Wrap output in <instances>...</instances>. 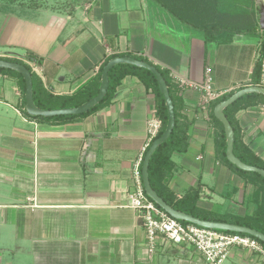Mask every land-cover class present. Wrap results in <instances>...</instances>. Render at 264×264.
Masks as SVG:
<instances>
[{
	"label": "crops",
	"instance_id": "obj_1",
	"mask_svg": "<svg viewBox=\"0 0 264 264\" xmlns=\"http://www.w3.org/2000/svg\"><path fill=\"white\" fill-rule=\"evenodd\" d=\"M200 5L178 4L176 16L156 0H89L70 9L0 3V59L27 64L37 86L54 95L97 80L108 50L164 70L187 136L185 150L171 155L164 186L178 199L195 191V206L215 216L244 217L256 209L257 186L223 161L210 105L202 111L200 93L177 79L201 82L209 66L220 93L251 85L264 41V0L205 13ZM208 23L255 32L206 44L199 27ZM156 102L151 88L126 75L96 111L64 122L37 120L24 112L19 78L0 73V264H208L184 244L158 240L150 251L139 213L128 205ZM233 117L237 152L248 149L264 164V103ZM225 264L263 263L252 249L234 246Z\"/></svg>",
	"mask_w": 264,
	"mask_h": 264
},
{
	"label": "trees",
	"instance_id": "obj_2",
	"mask_svg": "<svg viewBox=\"0 0 264 264\" xmlns=\"http://www.w3.org/2000/svg\"><path fill=\"white\" fill-rule=\"evenodd\" d=\"M236 1L237 0H156V2H158L161 6H163L164 8L170 11L172 9H175L178 4L181 7H189V6L193 7L194 5L196 6L199 3L201 4L200 6L204 5L203 6L204 8L200 7V10L202 13L208 12V9L210 7L211 8L213 7L214 9H223V10L228 9ZM0 3L18 5L22 7H31V8H37L43 5L41 1L39 0H0ZM74 7L75 6H72L70 8H74ZM172 12L176 16L178 15L176 11L172 10ZM199 28L202 31L204 42L206 44H209L211 42H230L232 40L233 35L236 33H254L255 32V28L253 27L252 28L251 27L232 28V27H225V26H220V25L211 24V23L201 25ZM263 51H264V41L261 42L260 57L257 60L255 67L253 69L251 85H259V77H260V72H261V62H262ZM121 56H125V55L119 54V53H111L108 56H106L99 67V73L97 76V80H95L94 82L90 81L86 83L83 87H81L80 89H78L76 92H74L71 95H54L50 93L49 91L45 90L43 87L39 88L35 81V76L32 74L31 69L27 64H24L16 60H8V61L22 63L30 70L31 77H32V96H33L34 103L38 108L58 109V108L78 106L82 104L83 102H85L86 100L93 97L98 91V87L100 84L101 71L103 67L105 66V64L110 59L115 58V57H121ZM132 57H135L136 59H139V60L147 61L141 57H137V56H132ZM155 67L163 76L167 84V87H168L169 95L173 102L174 127L171 131L170 136L166 140H164L154 150L149 160L148 178H149V182H150L152 189L168 205H170L175 210L184 212L186 214H190L202 220L226 222V223H233V224H237L241 226H247L257 231H260L261 233L264 234V178L256 172L244 171L242 169H239L238 167H236L235 165H233L226 159V156H225L226 145H225V135H224L223 125L219 120L215 118L212 112L213 107L218 102L228 98L235 91H230L212 100L210 102V116L212 119H214L219 124L220 129H221V136L223 138V143H222L220 155L223 161L228 166H230L232 169H234L236 172H238L240 175L244 176L247 180L251 181L254 185L257 186L256 197H258V200L256 201L255 211L251 215H246L244 217L235 216V217H231L228 219L222 218L219 216H215L211 213L205 212L199 209L198 207H196L195 206V199H196L195 191L193 192V195L185 196L181 199H178L174 197V195L171 192H169L164 186L165 179L168 176H170V173L173 169V162L171 160V155L173 152H183L185 150L187 136L185 134V128L182 127L183 126L181 122V119H183L182 115H180L178 111V107L180 104L179 99H177L173 93V89L169 81L168 75L166 74L164 70L160 69L157 66ZM5 72L16 75L19 78V81L21 83L22 91H25L24 79L20 73L12 69L0 68V73H5ZM126 75L136 76L147 88H151L154 91L157 97V102L155 105L156 115L161 120V126L155 138L159 137L164 131L166 123H167V109L164 103V99L161 93L159 92L156 78L151 71L145 68L131 65V64H125V63L116 64L112 68H110V70L108 71V88H107L105 96L103 97L101 101H99L96 105H94L92 108H90L85 113H82L79 115H55V116L44 117L40 115L31 116L27 114L26 111L24 112L28 117L37 119V120H46V121H53V122H64V121L74 120L78 117H82L93 111H96L97 109L102 107L104 104H106L108 101H110L114 92L116 91L117 85L120 83L122 78H124ZM258 101H262L264 103V96L262 94L247 93L239 97L233 103L226 106L223 111L234 131L233 152L235 156L238 157L241 161H243L246 164L253 165V166L264 169V164L257 157H255L250 151H248V149H246V153L244 154L243 153L239 154L237 152V145L239 141L237 137V129L235 126V120L233 117V113L236 110L240 109L243 106L254 104ZM148 147L146 148V150L148 149ZM181 222H184V221H181ZM224 232H229V231H224ZM257 240L262 245H264V242L260 241L259 239Z\"/></svg>",
	"mask_w": 264,
	"mask_h": 264
},
{
	"label": "built area",
	"instance_id": "obj_3",
	"mask_svg": "<svg viewBox=\"0 0 264 264\" xmlns=\"http://www.w3.org/2000/svg\"><path fill=\"white\" fill-rule=\"evenodd\" d=\"M108 53L111 52L108 50ZM32 68L35 64L28 63ZM178 85L189 86L200 93L199 106L205 113L209 110L210 102L223 93L214 90L212 69L206 66L201 82L177 79ZM259 86L264 87V62H261ZM161 126V120L152 108L146 120L147 139L142 152L134 162L132 168L133 188L128 193V205L137 210L140 221L144 227L146 240L150 251H154L158 240L162 243L171 242L175 245H188L193 247L208 264H225L230 250L240 246L255 251L264 264V245L255 237L237 232H224L216 229L205 228L189 222H181L155 204L146 194L142 175L141 164L146 148L156 137Z\"/></svg>",
	"mask_w": 264,
	"mask_h": 264
},
{
	"label": "water",
	"instance_id": "obj_4",
	"mask_svg": "<svg viewBox=\"0 0 264 264\" xmlns=\"http://www.w3.org/2000/svg\"><path fill=\"white\" fill-rule=\"evenodd\" d=\"M259 25L264 29V7H261L260 11V19ZM131 64L137 67L145 68L151 71L157 81L159 92L161 93L164 103L167 109V123L162 134L155 138L148 149L146 150L142 164H141V175L143 180V185L147 196L160 208L165 210L172 217L184 221L193 223L205 228L216 229L220 231H229V232H237L251 235L260 241L264 242V234L260 231L252 229L247 226H241L233 223L226 222H218V221H207L202 220L197 217H194L190 214H186L184 212L173 209L170 205H168L151 187L149 178H148V164L149 160L154 152V150L164 141L166 140L174 127V110H173V102L169 95L167 84L161 75V73L156 69V67L150 64L147 61L136 59L132 56H121L110 59L101 71L100 76V84L97 93L86 100L82 104L75 107H66V108H58V109H40L38 108L33 100L32 96V77L30 70L22 63L8 61L4 59H0V68H8L20 73L24 79L25 91H24V99H25V111L27 114L31 116H55V115H79L87 112L90 108L96 105L99 101L103 99L106 94L108 88V71L116 64ZM247 93H259L264 96V87L259 85H249L238 89L233 92L228 98L218 102L213 107V115L217 120H219L223 125V130L226 139V149L225 156L226 159L244 171H252L258 173L260 176L264 178V169L259 168L253 165H249L241 161L238 157L235 156L233 152V142H234V131L231 127L227 117L224 114V108L229 104L233 103L239 97L243 96Z\"/></svg>",
	"mask_w": 264,
	"mask_h": 264
},
{
	"label": "rangeland",
	"instance_id": "obj_5",
	"mask_svg": "<svg viewBox=\"0 0 264 264\" xmlns=\"http://www.w3.org/2000/svg\"><path fill=\"white\" fill-rule=\"evenodd\" d=\"M39 1H41V3L43 4L42 6H51V7L53 6L57 8L65 7V9H69L72 6L86 3L89 0H39Z\"/></svg>",
	"mask_w": 264,
	"mask_h": 264
}]
</instances>
